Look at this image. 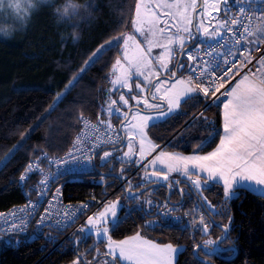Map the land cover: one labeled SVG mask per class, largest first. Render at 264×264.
<instances>
[{"label": "trees", "instance_id": "obj_1", "mask_svg": "<svg viewBox=\"0 0 264 264\" xmlns=\"http://www.w3.org/2000/svg\"><path fill=\"white\" fill-rule=\"evenodd\" d=\"M44 1L31 28L24 33L12 34L3 20L0 21V29L7 27L0 31V162L14 146L21 145L0 167V209L25 200L26 184H22L20 177L29 162L42 153L50 156L65 152L80 129L82 115L98 120L113 119L114 125L124 118L116 113L108 115L111 100L120 102L118 91H112L110 86L112 65L122 55V40L89 65L54 110L51 106L57 94L65 90L98 46L133 30L137 0ZM68 4L80 6L81 14L70 20L62 18L56 10H63ZM85 4L90 5L86 16ZM186 59L184 57L183 63ZM206 102L200 95H193L182 103L178 112L163 122L153 123L154 126L147 129L148 133L157 144L171 150L208 152L214 149L219 143V135L212 133L222 135V103L205 106ZM120 106L123 108L122 104ZM200 144L203 147L198 150ZM112 163L113 160L101 163L98 159L99 171H117L119 163ZM141 178L142 172L134 177L136 185L140 184ZM110 179L94 171L82 178L65 176L61 181L67 200L81 201L89 199L92 192L102 196L104 185ZM113 187L108 185L107 189ZM154 189L155 195L166 197L165 187ZM204 193L222 213L215 215L216 219L230 225L229 236L223 245H236L238 254L233 259L206 256L203 251L200 254L217 264H264V196L241 190L239 199L227 200L223 188L217 184L206 187ZM173 198L179 199V193L176 192ZM128 201L132 205L131 211L124 215L125 208L122 209L118 227L115 231L110 230L111 237L121 239L139 231L158 243L183 246L176 264H200L193 255V246L203 243L208 235L216 240L223 234L216 227L209 234H199L162 222L155 227H145L147 218L154 216L156 210L151 213L145 204L143 207L134 204L136 199ZM196 201L192 193L187 194V203ZM80 236L74 240L71 237L54 249L51 248L59 239L56 231L20 236L18 243L12 239L11 244L2 246L0 264H72L79 253L84 254L86 261H93L94 257H101L99 261L111 260L110 256L103 255L106 240H97L90 234L83 242H75ZM89 248L92 250L86 252Z\"/></svg>", "mask_w": 264, "mask_h": 264}, {"label": "snow or ice", "instance_id": "obj_2", "mask_svg": "<svg viewBox=\"0 0 264 264\" xmlns=\"http://www.w3.org/2000/svg\"><path fill=\"white\" fill-rule=\"evenodd\" d=\"M29 7L30 11L35 9L33 0H24ZM44 2V0H40ZM242 2L251 3L253 0H237V4ZM225 5H228L229 0H223ZM142 4L144 5L143 13L141 11ZM221 0H203L201 5H198V0H137L135 5V19L133 25H138L135 31L144 38L142 44L137 39L136 35H120L114 37L106 44L98 46L91 56L84 62V66L80 72L69 81L65 90L57 94L51 108L54 110L67 92L74 86L80 79L84 71L87 70L89 65L93 64L104 51L111 49L113 46H118L120 41H123V55L118 57L112 65L113 75L115 79L111 81L114 85H121L132 92V85L129 80L132 76L134 69L135 74L143 77V82H147L149 87H154L151 93V101L147 96L141 97L140 95L132 96L131 99L135 100L137 108L132 113L131 120L128 119L130 113L128 111L120 112L116 100H111L108 105V115L111 116L114 112L122 115L123 120L120 121L121 129L127 133V151L122 153L120 157L121 162L127 160L129 163L135 164L144 168V174L141 178L140 184L135 187L141 188L142 191L133 195L130 189L133 187L129 182V190L126 195L131 199H138L143 195L144 191H148L145 183H157L163 186L161 181H168L170 179L169 173H179L185 176L191 183L189 188L196 189L199 192L203 187L207 186V182H220L222 181L223 193L227 200L239 199L240 191H251L254 195L264 196V53L259 57L253 55L251 51H247L248 45H252L254 50L259 52L260 49L255 47L256 40H248L247 36H254V32L249 31L248 25H243V31L240 32V37L245 41L244 50L232 51L229 49L228 53L221 60L215 62L211 59H205L217 55L216 53L205 52L204 56H199L195 53L200 51L199 47L187 49V60L193 62L185 65L183 61L177 60L169 68L176 54V49L173 45H179V50L183 51L185 45L190 40L200 39L197 33L203 32L205 36L221 37V29H226L232 36H236L237 32L233 30L232 26H240V18L229 19L226 15L223 19H218L219 14L223 11L229 13L230 8H221ZM16 10L18 13L23 11L21 9V0H0V11L4 10V6ZM80 6L68 4L61 9H57V13L64 19H72L73 16L80 15L78 10ZM89 4L83 5L84 15H88L87 9ZM200 7L201 11L197 12ZM71 9V12H70ZM158 10L160 14H157ZM30 11L28 15L30 16ZM239 13H246L244 7H239ZM196 14L195 16L193 14ZM214 13L216 15H214ZM167 17V19H163ZM208 18L209 24L216 21L215 27L210 33L209 27L205 26L204 18ZM264 22V16L260 17ZM172 21L170 24L169 21ZM195 20V23H194ZM164 27H160V23ZM174 28L175 32H171ZM264 32V25L258 29ZM3 31V29H0ZM247 34V36L245 35ZM241 39L236 40V48L239 49ZM130 43L134 45V51L130 53ZM154 49H162V51L153 55ZM231 57V58H230ZM122 61L126 63H122ZM255 61V62H254ZM162 68L166 74L162 76L159 71H155L156 67ZM185 69L187 75H185ZM156 77L155 84H152V78ZM179 86V87H178ZM135 88L144 92L141 82L135 84ZM163 93L162 95H159ZM193 95H202L207 98L211 103H222V135L213 132L212 135H219V143L214 150L205 155L193 154L189 156H182L180 154L167 153L159 151L152 159H147L152 153L160 149V145L156 144L145 131L150 126H154L153 122H163L170 114L177 110L182 102L192 98ZM223 97V100H221ZM183 98V101H182ZM143 103V109L139 107ZM161 101L157 103L155 101ZM119 101L122 105L127 106L129 99L124 94L119 96ZM166 102V105L165 103ZM166 107V111L164 108ZM155 110L157 115H141V111ZM201 118L202 114H201ZM206 119V118H204ZM135 121V123H133ZM87 123V122H85ZM101 124L105 122L100 121ZM111 127V124H107ZM139 136L138 151L134 148L133 140L135 135ZM23 140V137H22ZM104 144H121L120 137L103 141ZM21 145H16L5 157L3 162H0V167L11 159L15 151ZM203 144L197 145V149H201ZM101 148L100 143L95 141L85 143L81 137H77L73 143L72 148L67 153V159L55 158L49 160L50 165L66 164L68 160L79 162L81 158L87 162L90 159L88 154H95V150ZM136 152L137 159L133 160V154ZM113 153L110 151H103L100 157L102 162H107L108 158ZM41 159H48L46 153H42L37 157L36 161L29 162L25 172L21 175V182L25 181L31 173L39 171V161ZM157 164L164 165L166 170L153 171L149 174L148 168ZM199 170V174L193 179L191 173ZM124 169L121 170V175ZM206 174L207 180L202 182L201 175ZM181 181H174L169 184V189L175 188ZM47 181H38L37 186H46ZM181 196L185 189H178ZM46 191L39 193L40 197L46 196ZM141 201V207L147 204L150 208H157V204L150 198ZM39 199V197H38ZM59 199V190L53 194L52 200L48 201L49 208H45L44 213L37 221V226L44 225L50 220V213L54 208V201ZM171 203L170 197L163 203L165 211L161 212L159 209L156 215L160 216L163 220L172 219L173 222L178 223L180 217H171L169 214L175 210V205L168 208ZM180 203H183L181 199ZM120 200L111 202H104L103 210H98L92 215L87 216L85 224L77 231L81 234L79 240L82 241L92 230L95 229L96 235L99 239L106 238V251L104 256L111 257V260H104L103 264H174L175 255L181 253V246H173L172 244H160L151 239H147L137 231L134 235L125 237L121 240H113L109 235L110 230L115 231L120 221L118 219V206ZM88 205H81V209L87 208ZM203 208L207 212L215 215H222L214 205H212L207 198H203L202 203H197L193 210L185 213V216H191L197 210ZM77 212L80 209L76 210ZM36 214L35 206L31 202L23 208L16 211H11L7 214L0 213V220H3V225H0V231L6 232L9 236L14 233H21L24 231L26 224L31 223L32 216L26 215L27 213ZM75 212L70 208L65 209L63 215L67 219V223H57L58 228H64L74 222ZM11 217V220L8 219ZM229 220L231 218L229 217ZM161 223L160 220L150 221L145 227H155ZM193 227L196 231L208 234L214 226L220 228L224 233L222 236L217 237L216 240L208 239L203 241V245L195 244L193 246V255L200 259L199 251L203 249L206 256H211L219 251L218 248H208V245H216L222 243L227 239L230 225H220L215 221L206 222L205 215H199V219L194 221L191 225L185 224L184 230L188 227ZM18 243V241H17ZM89 248L86 252L91 251ZM97 255H100L97 250ZM93 261L84 262V254H81L73 260L72 264H94ZM200 264H208L207 260H201Z\"/></svg>", "mask_w": 264, "mask_h": 264}, {"label": "built area", "instance_id": "obj_3", "mask_svg": "<svg viewBox=\"0 0 264 264\" xmlns=\"http://www.w3.org/2000/svg\"><path fill=\"white\" fill-rule=\"evenodd\" d=\"M239 7H244L246 9V13L244 14L239 13L238 12ZM230 9L231 11L229 13L226 14L222 12L220 16L221 19H223L226 15L228 16L229 19L231 18L241 19L242 23L240 26H232L233 30L237 32V35L232 36L231 33L227 32L226 29L222 28L221 37H213L202 43H199L196 47H199L200 51L198 53H195V48H196L195 47L193 49L195 54L199 56H204L206 51L210 53L214 52L217 55L205 57V59H211L212 61L215 62L216 60L222 61V58L228 53L229 49H231L232 51H236L237 53H239V51L244 50L245 41L240 37V32L243 31V25H248L249 31L255 33L254 36H247V34L245 35L247 36L248 40H256L255 47L260 49V51L257 52L254 50L252 45H248L247 51H251L253 55L256 57H259L261 53H264V37L259 36L261 31L258 30L261 28L262 25H264V22H262L260 19V17L264 16V8H255L249 4H241L238 5L237 7H231ZM237 39H241V45L239 49L236 48ZM200 96L204 98L202 95ZM204 99L207 101L205 106L212 104L211 101H209L207 98ZM222 99L223 97H221V100ZM100 121L101 120L93 119L90 116L82 115L80 119V129L75 135L74 140L72 144L69 146V148L61 154L50 155V156L47 155L48 159H41L39 161V171H34L29 175V177L25 181L22 182V184H26V186L24 187L25 200L22 203L13 205L9 208L0 209V213L7 214L11 211H16L20 208L25 207L30 202L32 205L35 206L36 209L35 215H32L31 212L26 214V215H31L32 219H31V223L26 224L23 232L18 234L14 233L11 236H9L6 232L0 231V249L4 245L11 244L13 236L15 235H20V236L40 235L49 230L56 231L59 234V239H57V241L51 248L54 249L60 246L61 244H63L67 239L76 235L78 233L77 230L85 224L87 216L92 215L98 210H101L104 202L110 200L113 196H115L117 192H119L122 189L124 183H126L128 186H129V182L131 184L133 183V177L138 172V169H135L131 173L124 174L123 181L121 182L118 181L117 184L111 190H109L107 193H104L102 196L98 195L96 192H92L90 198L87 200H81V201L67 200L65 195L64 185L63 182L61 181L63 177L74 176V177L82 178L84 177V175L96 171L97 155L103 149H106L110 146L120 145V144L114 145L112 143H108V144L103 143V141L108 140L109 137H111L112 139H115L116 137H120L122 140V135L116 128L107 127L106 126L107 123L101 124ZM78 136L81 137L85 143L90 144L93 141H95L96 143H100L101 148L96 149L94 155L91 153L88 154L90 156V159L87 162H85V160L81 158L78 163L73 162L72 160H68L66 164L58 163L56 165H50L49 160L55 158L67 159V153L72 148L73 143ZM36 160L37 158L33 159L32 161H36ZM44 180L47 181L46 186H37L38 181H44ZM57 190H59V199L57 201H54V208L53 211L50 213L49 222L38 227L37 221L40 219V216L44 213L45 208H49L48 201L52 200L53 194H55ZM41 191H46L47 195L40 197L39 193ZM197 203L199 202H195L192 204L183 202L181 204L175 205V210L171 211L169 215L171 217H180L181 219L178 223L173 222L172 219L163 220L160 216L159 217L167 225L179 227L183 230L185 224L191 225L194 221L199 219V215L201 214L205 215L206 222H210L211 218L209 217L207 211L204 210L203 208L197 210L194 215L185 216V213L192 211ZM81 205H88V207L81 209ZM173 205L174 204H169L168 208H172ZM69 208L76 213L74 222H71L69 226L64 227L62 229L58 228L56 226L58 222H60L61 224L68 222L66 217L63 215V213L65 212V209H69ZM77 209H80V211L77 212L76 211ZM159 211L161 212L165 211L163 204L161 205ZM8 219L11 220V217H8ZM3 223H4L3 220H0V225H3ZM213 227L211 228L209 233L212 232ZM186 230L194 233L203 234L196 231L191 226L188 227Z\"/></svg>", "mask_w": 264, "mask_h": 264}, {"label": "rangeland", "instance_id": "obj_4", "mask_svg": "<svg viewBox=\"0 0 264 264\" xmlns=\"http://www.w3.org/2000/svg\"><path fill=\"white\" fill-rule=\"evenodd\" d=\"M263 1H264V0H263ZM210 2H211V0H210ZM33 3L35 4V9L30 11L29 7H28L27 4L24 2V0H21V9H22L23 11H20L19 13H18L16 10L11 9V8H8L7 5H5V6H4V10H3V11H0V21L3 20V23H5V25L8 26L9 31H10L12 34H13V33H14V34H16V33H24V32L27 31L29 28H31V26H32V24H33V22H34V20H35V19H34L35 14H36L37 12H39V10L42 8V5L45 3V1H44V2H40V0H33ZM202 3H203V0H198V5H201ZM245 3H246V2H242V3H240V4H237V0H229L228 5H225V4L223 3V0H221V4H220V6H221V8L223 9V8H225V7H228V8H231V7H237L238 5L245 4ZM143 10H144V5L142 4V7H141V11H142V13H143ZM29 11H30V16L28 15ZM160 11H166V10H158V11H157V14H158V15L160 14ZM200 11H201V9H200V7H198V8H197V12H200ZM222 12H223V11H222ZM220 14H221V13H220ZM220 14H219L218 19H221ZM193 15L195 16L196 14L194 13ZM214 15H216V14L214 13ZM163 19H167V17H164ZM204 22H205V26H208V27H209V31H210V33H211L212 30H213V28L215 27V23H216V21H212L211 24H209V22H208V18L205 17V18H204ZM169 23L171 24L172 21L170 20ZM194 23H195V20H194ZM6 26H2L3 30H5V28L7 29ZM137 26H138V25H133V30L130 31V32H128V33L125 34V35H136L137 39L140 40L141 43L143 44V43H144V38H143L142 36H140V34L137 33V32L135 31V28H136ZM159 26H160V27H164V24L161 22V23L159 24ZM171 32L174 33V32H175V29L172 28V29H171ZM198 34H199L200 38H201L203 41H206V40H208V39H210V38L212 37L211 35H209V36H205V35L203 34L202 30H201V32H199ZM190 41H191V40H190ZM190 41H189V42H190ZM189 42H188V43H189ZM188 43H187V44H188ZM187 44H186V45H187ZM186 45H185V46H186ZM173 48L176 49V54H175V56H174V58H173L172 63L169 64V68H171V67H172V64L175 63V62L178 60V59H177V56H178L179 52H181V51L179 50V45H173ZM131 51H134V45H132V44L130 43V53H131ZM161 51H162V49H154V50H153V55H157V54H159ZM122 55H123V48H122ZM122 55H121V56H122ZM179 55H180V54H179ZM121 56H120V57H121ZM184 57L187 58V54H185ZM182 61H184V58H183ZM188 62H189V64H190V61H188V60L186 59V63H184V64H185V65H189ZM122 63H126V62L122 61ZM155 71H159V72L162 74V76L166 74V71H165L164 69H162V68H159L158 66L155 68ZM112 73H113V69H112ZM187 74H188V73H187V70H186V71H185V75H187ZM134 76H135V77H134ZM114 79H115V76H114L113 74H111V81L114 80ZM155 79H156V77H153V78H152V83L154 82ZM137 82H141L142 87L145 89L143 93H140V90L135 88V84H136ZM129 83L132 85V88H133L132 92H129V90H128L127 88H124V87H122L121 85H114V84L111 83V86H110V88H111L112 91H118L119 96H120L121 94H124L125 97H126L127 99H129V104H128L127 106H124V105H123V108L120 106V104H121L120 102H117V105L114 106L115 108H119L121 113L124 112V111H127V110H128L129 108H131L132 106H137L135 100L131 99L132 96H135V95H140L141 97H143V96H147V97L149 98V101H150V102H153V101H151V95L149 94V91H150V88H151V87H149V86L147 85V82H143V77H139V76H137V75L135 74L134 69H133V71H132V76H131V79L129 80ZM178 87H179V86H178ZM154 90H155V89L153 88L152 92H153ZM162 94H163V93H160L159 95H162ZM182 101H183V98H182ZM155 102L160 103L161 101L157 100V101H155ZM182 103H183V102H182ZM182 103L180 104L179 108H178L177 110H175L172 114H174L175 112H178V111L181 109ZM139 106L143 109V103H142V100H141V104H140ZM124 108H127V109H124ZM164 110L166 111L167 109H164ZM134 111H135V109L133 110V112H134ZM133 112H132V113H133ZM114 113H115V112H114ZM148 114H150V115H157V112H156L155 110H146V111L142 110V111H141V115H148ZM172 114H170V115H172ZM170 115H169V116H170ZM169 116H168V117H169ZM168 117H167V118H168ZM131 118H132V114H131L129 120H131ZM167 118H165V119H167ZM123 119H124V118H123ZM97 120H98V119H97ZM112 120H113V119H112ZM112 120L109 119V118H106V119H104L103 121H104L105 123H107V124L110 123V124H111V127H114V128H116V129L119 131V128H118V127H119V124H120V123L117 124V125H116V124L114 125V123H113ZM156 122H159V121H155V122H153V123H156ZM133 123H135V121H133ZM145 131H147V130H145ZM119 132H120V131H119ZM125 134H126V136H128L127 133H125ZM121 135H122V134H121ZM136 135H138V134H136ZM128 138H129V137H128ZM128 138H127V139H128ZM127 139L125 140V142H124V144H123L122 147H119V145H115V146H112V147H111L110 150H111V152L113 153V155L110 156L109 159H108V161L113 160L114 163H112V164H114V165L116 164V162L119 163V166L122 164V168H123V169H124V167H125L126 164L128 165V162H127V160H126V161L124 160L123 162H121L120 157L122 156V153H123L124 151H127V146H126ZM122 140H123V135H122ZM133 144H134V148L137 150L138 143H137L136 136H135V138H134V140H133ZM113 147H114V148H113ZM162 147H164V145H162ZM135 155H136V152H134V154H133V159H134ZM108 161H107V162H108ZM113 167H114V166H113ZM131 168H133L131 172H133L135 169H138V172L135 174V176L138 175V173H141V171H142V169H143V167H139V166H137V165H135V166L133 165V167H132V166H128V167H126V171H127V172H125V174L129 173L128 170H130ZM131 172H130V173H131ZM135 176H134V177H135ZM134 177H133V183L131 184V185H133V186H135ZM101 181H103V179H101ZM122 187H123V186H122ZM150 193H151L150 198H151V199L157 204V200L152 196V195H155V189H154V188H152L151 190L147 191V192L144 193L143 195H140L139 198L136 199L137 201H136L134 204L141 205V201H143L145 198H148ZM202 197H203V198H206L205 196H202ZM117 199L120 200V204H119V206H118V210H117V211H118V219L120 220L121 217H122V216H121V211H122V209L125 208L124 215H125V214H128V213H130V211H131V206H132V205H131V203H129L128 198L125 197V195H124L122 189H121L119 192H117V194H116L115 196H113L110 200H107V202L116 201ZM207 201H209V202L211 203V201H210L208 198H207ZM211 204H212V203H211ZM212 205H214V204H212ZM146 206H147L148 211H150L151 213H154V211L156 210V208H150L147 204H146ZM214 206H215V205H214ZM215 207H216V206H215ZM216 209L218 210L217 207H216ZM101 210H103V207H102ZM156 220H160L162 223L165 224V222H163V221L161 220V218L158 217L156 214H155L154 216H150V217H148V218H147V223L150 222V221H156ZM49 233H51V232H49ZM91 234H93V235H95V236L97 237L95 229L92 230ZM109 235H110V232H109ZM32 236H33V235H32ZM13 239H14L15 241H19L20 236L15 235V236H13ZM96 239H97V240H101V239H99L98 237H97ZM208 239H212V236H211V235H208V236L206 237V240H208ZM97 264H101V261H99Z\"/></svg>", "mask_w": 264, "mask_h": 264}, {"label": "water", "instance_id": "obj_5", "mask_svg": "<svg viewBox=\"0 0 264 264\" xmlns=\"http://www.w3.org/2000/svg\"><path fill=\"white\" fill-rule=\"evenodd\" d=\"M197 36L200 37L198 33H197ZM198 42H199V39H196L195 42H194L192 45L185 47L184 50L181 51L178 60L182 61L183 58H184V56H185V54H186V52H187V49H188V48H193ZM134 77H135V76H134ZM155 81H156V79H155L154 82L152 83L153 85L155 84ZM153 88H154V87H151V88H150V91H149V94H150V95H151V93H152ZM163 103H165V105H166V102H163ZM139 107H140V106H139ZM136 108H137V106H132L131 108H129V109L127 110V111L130 113L128 119L130 118V116H131L133 110L136 109ZM140 108H141V107H140ZM141 109H142V108H141ZM164 109H166V107H165ZM118 128H119V131L121 132V134L123 135V142H124L125 139H126V134H125V132L121 129L120 124H119V127H118ZM113 148H114V147H113ZM96 168H97V171L100 172L101 175H103V176H105V177H111V178H112L111 180H109L108 182H106V184L104 185V193L107 192L106 188H107L108 185H113V184H115L117 181H122V175H121L119 172L99 171V170H100L99 167L97 166ZM180 181H181V182L176 186L177 189H182V185H181L182 183H186V184H188V185H190V183H191L189 180H180ZM161 183L163 184V186H161V187H165V188L167 189V194H166V197H165V198H160V197H158L157 195H152L156 200H158L157 209H159V207L161 206V204H162L164 201H166V199L169 198V197H170V200H171V204H180L181 199H183V201L185 200V198H186V193H185V192H184V194H183V197L181 196L179 200H175V199L172 197V194H173L174 188H173V189H169V187H168V185H169L170 183H168V182H161ZM145 187H146V188L148 189V191H149V190H151L152 188L159 187V185H158L157 183H154V182H153V183H150V184H148V185H145ZM122 190H123V192L125 193V196H126L128 199H131V198H129V197L126 195V192L129 190V187H128V185H127L126 183L123 184ZM130 191H131V193H132L133 195H136L137 193H140V192L142 191V189H141V188H137V189H133V188H131ZM146 192H147V191H144L143 194L146 193ZM191 193L196 197V199H197L200 203H202L203 197L199 194V192L196 191V189L191 188ZM145 205H146V204H145ZM208 214H209V216H210V218H211L212 221H215L216 223H218V224H220V225H224V224L220 223V222L216 219V217L212 215V213L208 212ZM229 232H230V231H228L227 238H228V236H229ZM223 234H224V233H223ZM223 234H222V235H223ZM222 235H221V236H222ZM76 237H77V235H74L71 239L74 240V239H76ZM219 237H220V236H219ZM84 240H85V239H83V240L80 241V242H83ZM225 240H226V239H225ZM225 240H224L222 243H218V244H216V245H208V246H206V247H208V248H218V249H219V251L215 252V253H214L213 255H211V256H215V255H217V256L222 257V258H224V259H233V258H235V257L237 256V254H238V247H237L236 245L223 246V243L225 242ZM200 244L203 245V243H200ZM200 251H203V249H201ZM200 251H199V257H200V259H198V260H200V261H201V260H207V261H208V264H217L215 261L211 260L210 258H208V257H206V256H202V255L200 254ZM203 252H204V251H203ZM79 255H81V254L79 253ZM100 258H101V257H98V258L94 261V264L97 263V262L100 260ZM84 260H85V262H86V259H85V258H84Z\"/></svg>", "mask_w": 264, "mask_h": 264}, {"label": "crops", "instance_id": "obj_6", "mask_svg": "<svg viewBox=\"0 0 264 264\" xmlns=\"http://www.w3.org/2000/svg\"><path fill=\"white\" fill-rule=\"evenodd\" d=\"M245 4H249V5H251L252 7H255V8H264V1L263 0H253V2H251V3H248V2H246ZM260 37H264V33L263 32H261L260 33V35H259ZM211 38H213V36L211 37ZM210 38V39H211ZM223 100V99H222ZM223 113V105L221 106V114ZM222 124H223V120H222ZM147 130V129H146ZM147 132V134H148V136L152 139V137L150 136V134L148 133V131H146ZM222 132H223V129H222ZM136 136V139H137V143H138V141H139V136L138 135H135ZM128 138V136H126V139ZM125 139V140H126ZM152 140H154V139H152ZM155 143H156V141H154ZM157 144V143H156ZM138 147H139V144H138ZM138 147H137V151H138ZM212 150H214V149H212ZM212 150H210V151H212ZM105 151H110L111 152V150L110 149H107V150H105ZM159 151H164V152H167V153H174V154H180V155H182V156H189V155H193V154H198V155H205V154H207L208 152H210V151H208V152H198V151H194V152H184V151H180V150H171V149H167V148H165V147H162V145H160V149H158L156 152H154V153H152L150 156H148L147 157V159H152L155 155H157L158 154V152ZM103 155V152H101L100 153V155L98 156V159H99V161L101 162V163H104V162H102L101 161V159H100V157ZM138 157H137V155H135V157H134V159L133 160H135V159H137ZM109 159V158H108ZM108 161V160H107ZM126 161V160H125ZM128 162V161H127ZM133 165L135 166V164H132V163H129L128 162V165L126 164L125 165V167H124V171L123 172H126V167H128V166H132L133 167ZM160 170H166L165 169V166L164 165H160V164H157V165H155V166H151V167H149L148 168V172H149V174L151 173V172H153V171H160ZM142 177H143V174H144V168L142 169ZM199 174V170H197L195 173H191V175H192V177H193V179L195 178V176L196 175H198ZM169 177H170V179L168 180V181H161V182H168V183H173L174 181H180V180H188L185 176H183L182 174H179V173H176V172H173V173H169ZM201 181L202 182H204V181H206L207 180V175L206 174H203V175H201ZM139 182H141V180L139 181ZM148 184H150V183H145V185H148ZM214 184H217V185H220L221 187H222V181H220V182H211V181H208L207 182V186L206 187H209V186H211V185H214ZM182 185V189H185V193L186 194H189V193H191V188H189V185L188 184H186V183H182L181 184ZM135 186H136V182H135ZM135 186H133V188H136ZM206 187H203L200 191H199V194H201L202 196H205V193H204V189L206 188ZM223 188V187H222ZM167 190V189H166ZM176 192L177 193H179V195H180V197H181V194H180V192H179V190L175 187L174 188V191H173V194H172V197L174 196H176ZM206 197V196H205ZM175 200H178V198H174ZM135 234V233H134ZM134 234H131V235H128V236H132V235H134ZM142 235V234H141ZM128 236H126V237H128ZM143 236V235H142ZM96 237V236H95ZM143 237H145V236H143ZM97 238V237H96ZM125 237H123V238H121V239H124ZM145 238H147V237H145ZM121 239H115V238H113V240H121ZM147 239H149V238H147ZM104 240H106V238L104 239ZM152 240V239H151ZM153 241H155V240H153ZM156 242V241H155ZM106 243H107V241H106ZM158 243V242H157ZM160 244H169V243H160ZM170 244H172V243H170ZM173 246H180V245H174V244H172ZM182 247V250L184 249V247L183 246H181ZM107 250V249H106ZM180 254V253H179ZM179 254H177V255H175V257H174V264H176V262H177V259H178V256H179ZM104 260H110L109 258H104V259H102L101 260V264H103V261Z\"/></svg>", "mask_w": 264, "mask_h": 264}, {"label": "flooded vegetation", "instance_id": "obj_7", "mask_svg": "<svg viewBox=\"0 0 264 264\" xmlns=\"http://www.w3.org/2000/svg\"><path fill=\"white\" fill-rule=\"evenodd\" d=\"M200 41H201V40L199 39V42H200ZM194 42H195V40H191V41H190L185 47L192 45ZM193 49H194V47H193Z\"/></svg>", "mask_w": 264, "mask_h": 264}, {"label": "bare ground", "instance_id": "obj_8", "mask_svg": "<svg viewBox=\"0 0 264 264\" xmlns=\"http://www.w3.org/2000/svg\"><path fill=\"white\" fill-rule=\"evenodd\" d=\"M122 181H123V178H122ZM121 182V181H120Z\"/></svg>", "mask_w": 264, "mask_h": 264}]
</instances>
